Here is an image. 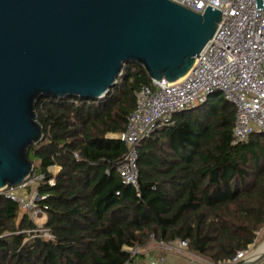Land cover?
<instances>
[{
  "label": "trees",
  "instance_id": "1",
  "mask_svg": "<svg viewBox=\"0 0 264 264\" xmlns=\"http://www.w3.org/2000/svg\"><path fill=\"white\" fill-rule=\"evenodd\" d=\"M150 84L141 66L126 64L101 99L36 103L43 139L28 159L44 176L37 191L51 239H30L29 215L0 197V264H127L142 258L128 248L178 239L227 264L254 242L264 228V134L233 143L235 109L219 92L140 144L137 190L122 182L126 148L110 135L125 130L135 94Z\"/></svg>",
  "mask_w": 264,
  "mask_h": 264
},
{
  "label": "water",
  "instance_id": "2",
  "mask_svg": "<svg viewBox=\"0 0 264 264\" xmlns=\"http://www.w3.org/2000/svg\"><path fill=\"white\" fill-rule=\"evenodd\" d=\"M220 21L208 5L198 14L171 0H0V189L33 172L41 98L101 99L130 63L151 80L176 82ZM263 259L264 251L236 264Z\"/></svg>",
  "mask_w": 264,
  "mask_h": 264
},
{
  "label": "built area",
  "instance_id": "3",
  "mask_svg": "<svg viewBox=\"0 0 264 264\" xmlns=\"http://www.w3.org/2000/svg\"><path fill=\"white\" fill-rule=\"evenodd\" d=\"M198 14L207 5L221 11V21L213 38L204 46L190 71L176 82L151 80L135 94L133 112L127 117L125 130L115 137L125 146L126 153L117 172L124 184L138 189V148L156 132L174 124V115L192 111L205 104L210 95L219 92L235 109L232 129L233 143L249 142L254 133L264 134V0L263 9L256 10L255 0H171ZM54 168V167H51ZM49 169L53 174L57 173ZM44 176L36 174L17 186L0 189V197L16 203L19 214L29 215L35 228L26 231L30 239L50 240L44 224L36 221L44 215L37 185ZM54 185V180L48 181ZM262 230V229H261ZM260 230V231H261ZM260 231L245 250L238 251L227 264L254 260L253 252ZM174 253L188 259L212 264L188 248V241H151L146 247L128 248L132 257L142 255L127 264H160L163 257H149V247Z\"/></svg>",
  "mask_w": 264,
  "mask_h": 264
},
{
  "label": "crops",
  "instance_id": "4",
  "mask_svg": "<svg viewBox=\"0 0 264 264\" xmlns=\"http://www.w3.org/2000/svg\"><path fill=\"white\" fill-rule=\"evenodd\" d=\"M110 137L114 138L115 135H110ZM54 168H55V172H57L60 169L57 166H54ZM52 169L53 168H51V170ZM263 251H264V228L260 231V235L256 240L255 249L253 252V258L256 259ZM149 257H153V258L163 257V261L160 264H204L199 259H194V258L188 259L178 254L165 253L162 250L154 249L152 245H150L149 247ZM253 264H264V259L260 261H256Z\"/></svg>",
  "mask_w": 264,
  "mask_h": 264
},
{
  "label": "rangeland",
  "instance_id": "5",
  "mask_svg": "<svg viewBox=\"0 0 264 264\" xmlns=\"http://www.w3.org/2000/svg\"><path fill=\"white\" fill-rule=\"evenodd\" d=\"M130 64H133V63H130ZM220 97H221V96H220ZM218 99H219V96L212 98L211 103H212V104L217 103V102H218ZM35 165H36V163H35ZM52 171H55V168H53ZM36 172H38V171H36ZM45 221H46V217H45V215H43L42 218H40V219H38V220L36 221V223H37V224H44Z\"/></svg>",
  "mask_w": 264,
  "mask_h": 264
}]
</instances>
